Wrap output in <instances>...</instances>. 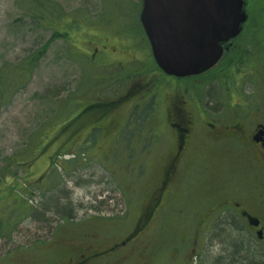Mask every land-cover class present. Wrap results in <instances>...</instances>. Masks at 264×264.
<instances>
[{
	"label": "rangeland",
	"instance_id": "1",
	"mask_svg": "<svg viewBox=\"0 0 264 264\" xmlns=\"http://www.w3.org/2000/svg\"><path fill=\"white\" fill-rule=\"evenodd\" d=\"M48 1L56 4V12L61 15L66 13L71 19L79 20L84 28L69 33L66 38L57 36L51 39L54 32L52 25L39 24L27 10V0H0V73H7L10 77L14 66L21 64L48 41L44 55L26 80L28 82L14 90L13 86L11 90L7 87L9 91L5 92L4 101L0 103V181L2 186L7 183L13 185L12 182L23 184L29 192L25 198L29 197V203L33 206L28 216L17 218L14 217L16 211L11 213V210H16V207L12 208L15 201L0 203V264H36L30 262L45 258L58 234V226L64 224L65 220L75 223L92 219L100 225L104 223L107 225L105 236L110 237L112 241H120L131 228V222L139 209L137 200H141V196L146 194L144 185L153 179L151 174L155 173L156 164L152 156L149 176L147 170L139 172L136 169L133 173L140 174L136 183L131 178L130 166L136 164V161L131 160L129 152L134 159L147 158L145 151L140 154L137 149L140 147L137 144L138 137L144 139L143 137L148 135V129L143 123L126 124L113 131L110 137L94 130L86 135V141L78 146H73V143L67 141L73 129L62 130L63 123L73 115L76 105V102H73L74 97L84 93L87 98H91L93 92H96L95 83L98 77L103 75L102 67H90L85 38L104 32L108 35L112 33L113 37L120 40L122 39L119 35H123L131 42L136 35L139 37L138 43L144 45L138 18L142 0ZM246 3L250 19L237 43L248 49L253 44L250 41L258 42L259 39H264V0H246ZM88 25L90 28H96L93 31L97 33L91 31ZM251 25L255 30L252 36ZM86 27L88 30L81 31ZM238 45L233 48L236 52L240 48ZM258 49L262 50L264 46H259ZM236 52H232V58ZM231 57L220 63L218 69H214L205 85L216 90L221 87L223 107L226 110V103H230L229 93L236 86L235 74L240 73L242 78L238 85L243 90V95L249 101L259 104L264 99V68L256 66L257 68L252 70L253 75L249 74L244 78L245 73L232 71L235 63ZM262 57L264 60V52ZM246 65L242 67L247 69ZM102 82L98 84L101 96L105 92L102 90ZM90 87L88 91L85 90ZM113 88L116 86L113 85L111 90ZM218 103H221L220 99L210 100L209 110L216 113L219 109ZM160 123L159 129L164 132V121ZM74 137L72 135L71 138ZM59 146H63V150L71 148L64 155L50 158ZM29 147L32 148L28 154L32 153L34 156L30 158L26 154L27 165L24 168L17 162L22 160L21 155H24L25 149ZM151 147V152L154 153V144ZM14 156L13 162L9 163L7 158ZM49 172L51 174L48 176ZM129 185L136 191L131 192ZM19 199V206L22 207L24 198ZM5 200L10 199L8 197ZM156 212L147 234L131 240L109 257H98L97 261L90 264L165 262L166 258L162 255L152 254L151 258L146 252L139 254V249L162 242L164 234L157 228L162 226L159 222L165 219L164 206ZM153 231H156L158 240L154 238L157 237L156 234L152 235ZM227 239L225 244L212 249L214 254L205 258L211 259L215 255L221 259L220 264H264V247H261L264 245L255 243L253 237L248 254L244 251V255L233 247L235 233ZM227 242L230 246H227ZM18 249H24L25 253L19 254ZM22 259L26 260L23 262Z\"/></svg>",
	"mask_w": 264,
	"mask_h": 264
},
{
	"label": "flooded vegetation",
	"instance_id": "2",
	"mask_svg": "<svg viewBox=\"0 0 264 264\" xmlns=\"http://www.w3.org/2000/svg\"><path fill=\"white\" fill-rule=\"evenodd\" d=\"M140 29L144 45L138 43L136 35L131 42L123 35H119L120 40L112 33L109 36L95 31L97 35L85 38L90 67H102L103 75L98 77L91 98L84 93L74 97L73 115L62 127V130L73 129L67 141L78 146L94 130L110 137L126 124L146 125L148 135L144 139L138 137L137 149L140 154L145 151L147 158L134 159L129 152L131 160L136 161L130 166L131 178L135 182L140 176L133 173L136 169L147 170L149 176L152 156L155 173L144 185L146 194L137 200L139 209L131 228L118 242L105 236L104 223L100 225L92 219L75 223L65 220L58 226L46 257L30 263L90 264L100 257L107 258L149 231L161 206H164L167 238L177 227L176 233L184 245L183 250L179 246L168 247L169 264H220L221 259L215 255L211 259L205 257L214 254L212 249L225 244L233 233L239 238L233 243L245 247L252 244L253 237L255 243L264 245V99L259 104L249 101L239 88L242 75L237 73L236 86L229 93L230 103H226L225 110L221 87L216 90L205 85L220 65L201 75H168L156 64L146 34ZM239 39L237 36L230 42L226 49L230 53L223 56L221 63L236 52L233 48ZM250 43L259 44V48L264 46V39ZM238 48L242 50L239 45ZM238 51L231 57L235 63L232 71L245 73L244 78L253 75L256 63L249 61L248 68H243L245 59ZM240 60L244 62L237 67ZM101 81L105 91L102 96L98 90ZM113 85L116 88L111 90ZM218 99L219 109L216 113L210 111V100ZM161 121L164 132L159 129ZM72 135L75 137L71 138ZM128 189L136 191L131 185ZM8 192L10 202L15 201L12 208L16 207L11 213L16 211L14 217L19 218L23 206H19L17 195ZM17 252L25 253L24 249Z\"/></svg>",
	"mask_w": 264,
	"mask_h": 264
},
{
	"label": "water",
	"instance_id": "3",
	"mask_svg": "<svg viewBox=\"0 0 264 264\" xmlns=\"http://www.w3.org/2000/svg\"><path fill=\"white\" fill-rule=\"evenodd\" d=\"M246 0H143L139 20L156 64L177 77L213 67L248 17Z\"/></svg>",
	"mask_w": 264,
	"mask_h": 264
},
{
	"label": "trees",
	"instance_id": "4",
	"mask_svg": "<svg viewBox=\"0 0 264 264\" xmlns=\"http://www.w3.org/2000/svg\"><path fill=\"white\" fill-rule=\"evenodd\" d=\"M29 6L27 7V10L30 11L31 15H33V17L37 20V22L39 24H49L52 25V28L54 30L53 32V36L51 37V39H53L54 37L57 36H61L63 38H66L68 35H70L69 33H74V31L79 30L80 28H84L83 24H81V22H79V20H75L74 18L71 19V17H68L67 14H63L61 15L59 12H56L55 9H57L56 4L53 2H50L48 0H27ZM252 26V25H251ZM87 29V28H86ZM70 30V31H69ZM85 30V29H83ZM253 32H255L254 30V26H252V33L251 36L254 34ZM47 45H48V41L46 43H44L40 48H38L37 50H35L30 56H28L27 58H25V60L17 65L14 66L13 68V73L11 74V76L9 77L7 75V73H0V103H2L4 101V97H5V92L9 91L7 90V87L11 90V87L13 86L14 90L16 87H22V85H24L26 82V80L29 79V77L31 76V73L33 71V68L37 65L38 61L41 59V57L44 55L46 49H47ZM259 44L253 43L251 45V47L248 49L246 48H242L241 51H238L239 56L241 58H244L245 60V64H247L248 66V61L252 60L256 63V66H262V63L264 62L263 60V52L264 49H258ZM244 61L240 60L237 63V67H239V64H242ZM254 67V68H255ZM257 68V67H256ZM9 77V78H8ZM32 146V145H31ZM63 146H59V148H57V150L54 152V154H52L50 156V158H55V156H59L61 154H64L66 151L69 152L70 150H63L62 148ZM31 148L29 147L28 149H25L26 153L23 155H21V159L20 161L17 162V164L21 165V167H25V165H27L26 163V154H28L29 152H31ZM30 156V158H33L34 154L30 153L28 154ZM15 156L12 158H7V161L13 162ZM52 161V160H50ZM59 166V165H58ZM26 170V169H25ZM28 170V169H27ZM48 176L49 174H51L50 172L47 173ZM10 185L9 183H7L6 185L2 186V182L0 181V200L5 199V197H9V192L8 190H10L11 192H13L14 195L19 196V198L22 197L24 198L22 200V206H24L25 210L23 211V214L20 216L21 218L23 216H28V214L31 212L32 209V205H30V198L27 197L25 198V195H29V192L26 191V187L22 184H18L17 182H12ZM4 189H6V191L4 192ZM44 193V190L42 192V194ZM4 196V197H3ZM129 200V199H128ZM9 201L6 200H2L0 201V203L5 204L8 203ZM18 218V217H17ZM68 219V218H67ZM11 220L13 221V218H11ZM160 225H162L161 227H158V231L163 233L164 236L161 239V243H154V244H149V246L147 247H143V249H139V254H143L144 252H146V254H148V257H153L152 254H154V256H164L166 258V261L160 263V264H169V254H168V247H175L177 248V246H179L181 248V250H183L184 245H182L181 243V237L178 236V228L176 227V232H171L169 237L167 238V234H166V223H165V219L162 222H159ZM178 223H174V225H177ZM154 229V228H153ZM152 229V230H153ZM148 233V231H147ZM146 233V234H147ZM156 234V231H153L152 235L154 236ZM157 235V234H156ZM154 238H156L158 240V235L157 237L155 236ZM239 238L234 239L233 241H237ZM161 244V245H160ZM233 247L237 248L238 253H242L244 252L245 254H248L247 252L249 251V247H251L250 245L244 246L241 244H239L238 242H234L233 243ZM146 248V251H145ZM243 250V251H242ZM167 253V254H166ZM160 254V255H159ZM242 255H244L242 253ZM242 262V261H241ZM238 261V263H241Z\"/></svg>",
	"mask_w": 264,
	"mask_h": 264
}]
</instances>
